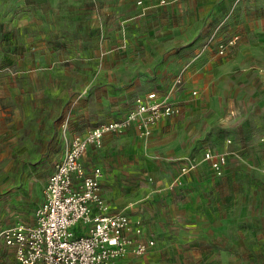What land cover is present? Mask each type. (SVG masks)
Instances as JSON below:
<instances>
[{"label":"rangeland","instance_id":"rangeland-1","mask_svg":"<svg viewBox=\"0 0 264 264\" xmlns=\"http://www.w3.org/2000/svg\"><path fill=\"white\" fill-rule=\"evenodd\" d=\"M202 37L199 52L214 47L222 63L250 49L242 53L251 64L243 77L224 85L226 109L237 114L218 119L208 133L206 152L225 155L221 170L206 157L201 170L211 175L199 176L201 165L144 147L126 154L103 138L84 158L103 168L105 199L116 188L135 206L123 210L108 199L111 213L146 218L153 201L170 208L157 190L185 188L187 209L179 218L188 242L174 250L188 251V258L170 264H264V0H0V264L15 260L6 231L36 222L49 175L73 137L126 118L151 90L175 107L164 119L180 121L179 97L203 87L179 75L162 78L163 70ZM222 85L204 90L218 94ZM234 92L241 101H233ZM186 118L188 127L201 122ZM135 223L154 245L163 243L150 222Z\"/></svg>","mask_w":264,"mask_h":264},{"label":"built area","instance_id":"built-area-1","mask_svg":"<svg viewBox=\"0 0 264 264\" xmlns=\"http://www.w3.org/2000/svg\"><path fill=\"white\" fill-rule=\"evenodd\" d=\"M174 111L171 101L151 90L138 100L136 109L126 118L73 137L63 159L49 175L36 222L33 225L18 222L5 233L6 243L15 248L12 264H116L130 246L124 231L142 230L132 224L126 213L109 212L101 190L102 168L86 167L82 157L89 145L100 142L109 131L124 130L138 115L150 132L155 123ZM206 157L217 171L226 161L225 155L215 156L210 150ZM77 224L82 225L83 232L76 231ZM154 244L153 238L139 241L134 252L145 253Z\"/></svg>","mask_w":264,"mask_h":264},{"label":"crops","instance_id":"crops-1","mask_svg":"<svg viewBox=\"0 0 264 264\" xmlns=\"http://www.w3.org/2000/svg\"><path fill=\"white\" fill-rule=\"evenodd\" d=\"M204 37L200 38L188 49L177 54L174 60L172 59L170 66L163 70H166L167 73L163 74L162 78H165V75H179L190 86L203 87V90L197 96L184 93L179 97V102L184 105L181 110L180 121L174 124L172 120L162 118L148 132L141 122L134 120L119 133H106L103 137L105 139L104 143L118 144L120 149H125L124 152L127 150L126 154H132L135 148L144 147L148 149V154L170 159L180 158L184 164H195L199 167V165L202 166L206 162L205 152L209 148L208 143H213L211 138H208V133L212 132L213 123L220 118L226 116L235 117L237 114L235 110L226 109L229 92L227 89L228 85L226 88H224V85L226 82L228 84L230 82L237 83L243 77L244 70L250 67L251 64H248L246 58L242 56V53L244 54L246 50H250L245 49L247 47H243L238 57L223 63L220 62V57L216 55L214 47L209 46L199 52L200 45L206 40ZM213 82L223 84L218 87L220 91L218 94H211L209 90H204L205 85L213 84ZM241 100V93L234 92L233 101ZM186 106H189L190 109H185ZM186 116H194L196 120L201 118V122L199 125L188 127ZM244 143L254 142L247 140ZM128 149H131V151H128ZM82 161L88 168L94 165L100 166L88 162L84 155ZM202 168L203 166L198 171L199 176L206 177L205 175H211V172H202ZM172 170L171 175L174 174V168ZM198 175L194 173L192 175L193 179H199ZM195 186L196 184L190 183L191 189L195 190ZM184 189V187L159 189L156 191L158 192L157 195L164 197V201L166 200L165 202L170 208L161 209L163 204L158 199L157 202L153 201V209L146 218L142 213L130 216L132 224L135 226H139L135 222L143 218L150 222L152 229L154 228L157 234L162 235L163 243H157L145 253H135L134 247L137 242L150 239L147 238V230L143 228L141 233H136L134 228L130 231L126 230L124 234L130 240V246L125 251V254L115 261L116 264H170L167 261L188 258V251L174 250L175 245L188 242V239L181 233L182 225L179 218L180 213L187 209V203L181 201V197L187 195ZM190 195L193 196V193H190ZM105 196L106 200L115 198L114 201L122 202L124 204L123 210L127 208L135 209V206L131 205L133 204L132 201L116 188L105 193ZM175 216L178 220L175 219ZM219 225L222 224L219 222L218 227ZM221 228L222 226H220ZM75 229L77 232H83L81 224L76 225Z\"/></svg>","mask_w":264,"mask_h":264},{"label":"bare ground","instance_id":"bare-ground-1","mask_svg":"<svg viewBox=\"0 0 264 264\" xmlns=\"http://www.w3.org/2000/svg\"><path fill=\"white\" fill-rule=\"evenodd\" d=\"M77 225H79V224H77Z\"/></svg>","mask_w":264,"mask_h":264}]
</instances>
